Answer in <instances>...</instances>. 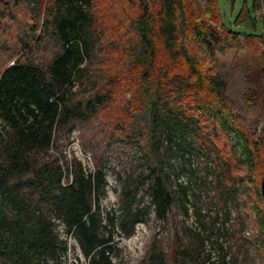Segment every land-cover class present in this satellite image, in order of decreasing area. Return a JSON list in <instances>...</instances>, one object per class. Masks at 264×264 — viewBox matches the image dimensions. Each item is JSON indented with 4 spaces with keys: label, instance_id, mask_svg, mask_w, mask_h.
Segmentation results:
<instances>
[{
    "label": "trees",
    "instance_id": "trees-1",
    "mask_svg": "<svg viewBox=\"0 0 264 264\" xmlns=\"http://www.w3.org/2000/svg\"><path fill=\"white\" fill-rule=\"evenodd\" d=\"M95 1L0 0V264H57L45 259L68 249L57 222L76 239L87 264H115V236L132 235L149 207H141L136 197L140 186L148 183L158 217L172 209L170 157L178 132L183 141L187 135L196 138L212 157V185L227 221L228 200H237V160L247 171L241 179L250 182L264 166V137L256 138L245 125L224 76L203 68L189 47L194 40L211 51L222 38L264 44V0H253V15L243 8L236 17L246 30L221 22L217 0L132 1L137 14L129 19L132 36L120 47L124 67L106 71L96 60ZM205 14L224 34L208 28ZM178 59L184 60L183 72H174ZM124 85L131 98L123 106L117 139L136 148L146 174L132 171L121 179L115 215L101 207L103 156L87 172L78 157L66 158L60 140L77 124L97 118ZM261 186L252 187L257 200L264 198ZM259 230L253 239L264 255V231ZM171 242L168 249L152 241L145 260L190 264L191 241L177 235Z\"/></svg>",
    "mask_w": 264,
    "mask_h": 264
},
{
    "label": "rangeland",
    "instance_id": "rangeland-1",
    "mask_svg": "<svg viewBox=\"0 0 264 264\" xmlns=\"http://www.w3.org/2000/svg\"><path fill=\"white\" fill-rule=\"evenodd\" d=\"M132 1L135 0L95 1L100 37L96 60L104 71L124 67L120 47L126 45L132 36L129 19L137 14V6ZM217 3L221 22L226 27L246 30L244 26L237 25L235 19L243 8L251 11V15L254 14L253 0H217ZM205 16L209 19L211 14ZM209 20L208 28L224 34L220 23ZM258 27L262 29L261 21ZM12 30L15 34L16 29ZM189 47L198 55L203 68L224 76L228 82L230 100L245 125L256 138L264 137V44L257 39L232 42L222 38L213 45L211 51L203 49L194 40L190 41ZM173 69L174 72H183L184 60L175 61ZM129 98V85H124L118 90L114 101L102 109L97 118L89 124H77L70 134H65L60 140L66 158L78 157L87 172L93 171L97 159L103 156L106 193L102 196L101 207L104 212L111 211L115 215L120 212L121 179L132 171L135 176L146 174L136 148H130L117 139L120 132L118 127L124 114L123 106ZM174 139V152L170 157V189L175 197L172 209L158 217L148 192V183L140 186L136 197L141 199V207H149L143 209L142 218L137 222L132 235L115 236L118 249L115 251L114 263L159 264L145 260L152 241L157 240L172 249L171 241L179 235L183 241H191L190 264H264L262 248L253 239L259 237L260 228L264 231V198L257 200L252 190L254 185H261L264 166L260 165L257 169L254 175L256 182L242 180L241 177L247 171L237 158L241 167L237 177V200H228L230 219L227 221L212 185L215 163L207 154L205 145L190 135L183 141L180 132L174 135ZM228 142L231 147L235 145L232 137H229ZM185 207L188 208L187 212ZM238 214L244 224L241 234L237 231L240 220ZM57 223L59 239L67 240L68 249L64 253L58 252L55 258L49 256L45 259L48 263L87 264L76 239L67 234L64 225ZM262 235L264 237V233ZM202 238L204 243H201ZM223 253H226L224 263Z\"/></svg>",
    "mask_w": 264,
    "mask_h": 264
},
{
    "label": "water",
    "instance_id": "water-1",
    "mask_svg": "<svg viewBox=\"0 0 264 264\" xmlns=\"http://www.w3.org/2000/svg\"><path fill=\"white\" fill-rule=\"evenodd\" d=\"M262 194L264 196V180L262 181V186H261Z\"/></svg>",
    "mask_w": 264,
    "mask_h": 264
}]
</instances>
